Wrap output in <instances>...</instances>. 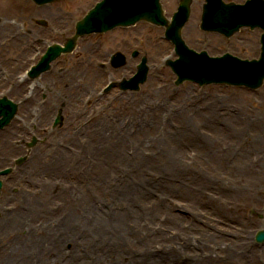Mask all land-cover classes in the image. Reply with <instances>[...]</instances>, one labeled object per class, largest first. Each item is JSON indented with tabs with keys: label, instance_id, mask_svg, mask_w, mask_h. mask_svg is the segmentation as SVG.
Returning a JSON list of instances; mask_svg holds the SVG:
<instances>
[{
	"label": "rangeland",
	"instance_id": "1",
	"mask_svg": "<svg viewBox=\"0 0 264 264\" xmlns=\"http://www.w3.org/2000/svg\"><path fill=\"white\" fill-rule=\"evenodd\" d=\"M11 1L0 0V23L16 21L25 39L0 48V97L17 104L0 128V138L10 139L0 171L11 168L0 175V255L16 232L22 264H264V242L254 239L264 229V82L256 90L175 85L165 64L176 58L173 45L162 26L145 21L84 35L71 53L26 79L47 46L72 36L98 0H29L28 22L4 12ZM178 1L161 0L165 17ZM203 3L191 0L181 30L187 46L256 57L261 30L242 27L229 38L205 32ZM4 31L0 25V41ZM117 51L127 60L115 69L108 59ZM143 55L148 74L138 91L101 93L109 81L131 76ZM74 67L81 84L67 82L60 92V72ZM58 112L61 125L52 127ZM15 119L28 129L13 137ZM5 221L12 222L4 236Z\"/></svg>",
	"mask_w": 264,
	"mask_h": 264
},
{
	"label": "water",
	"instance_id": "2",
	"mask_svg": "<svg viewBox=\"0 0 264 264\" xmlns=\"http://www.w3.org/2000/svg\"><path fill=\"white\" fill-rule=\"evenodd\" d=\"M33 1L41 5L55 0ZM190 3L191 0H180L177 10L168 20L163 15L160 0H100L76 22L74 34L63 45L53 44L47 48L30 72V77H37L49 69V63L62 53H70L77 39L83 35L104 33L118 26L127 27L138 21H146L163 26L165 38L174 45L177 58L167 60L166 64L176 75V85L190 81L199 86L215 83L244 86L253 90L259 88L264 81V0H246L242 4L205 0L202 6L199 26L204 31L217 32L229 37L241 27L251 29L257 27L262 30L259 56L250 60L229 53L210 56L206 51L197 52L189 48L181 37V29L189 18ZM124 62V56L119 52L111 56V64L116 68ZM147 72L146 58L143 57L137 65L136 73L129 79L120 81L118 87L121 90L137 91L139 85L145 82ZM16 109V103L5 97L0 99V128L9 123ZM61 120V116L58 115L54 125L61 124ZM34 143L35 139H32L28 146ZM21 159L19 158L17 162H21ZM8 172L9 168L1 170L0 175ZM1 186L0 180V188ZM254 239L257 242H264V229L258 230Z\"/></svg>",
	"mask_w": 264,
	"mask_h": 264
},
{
	"label": "bare ground",
	"instance_id": "3",
	"mask_svg": "<svg viewBox=\"0 0 264 264\" xmlns=\"http://www.w3.org/2000/svg\"><path fill=\"white\" fill-rule=\"evenodd\" d=\"M28 5H29V0H12L11 3H9L6 6L7 8L6 9L4 8V12L6 14H10L11 17L17 18L16 20H20V21L22 20L21 22H28L29 18L31 17L29 13ZM15 22H12L10 20L8 21L5 19L2 21V23H0L1 26H6V31H4L2 34L3 39L2 41H0V48L6 45L8 42L9 43L12 42L13 40L22 41L23 39H25L24 33L22 32V30L18 29L15 26ZM85 63H86V60H85ZM68 70L61 71L60 74L62 73H65V74L57 80V84L61 86L59 88L60 92L64 91L65 89H68L66 87L67 82L69 83L75 82L77 86L81 84V80L79 79L78 72L76 76L77 68L74 67L72 68V70L71 69H68ZM81 78L83 77L81 76ZM26 79H28V77ZM35 90L36 89L34 88L33 90H31V92L33 93V91L35 92ZM26 114L28 117H31L34 113L32 110H28L26 111ZM27 125H28L27 122H22V121L19 122L17 119H15L13 121L12 129H8V131H11L12 132L11 135L15 137L17 133L19 134L20 132L27 130L28 129ZM258 125L260 126V130L262 128L264 129V114L259 115ZM9 142H10V139L5 140L3 138H0V150L3 144L5 143L7 144ZM16 215L19 218H23V214H16ZM8 222H12V221H8ZM8 222L5 221L1 225V231L3 232L4 236L9 234V232L6 230L7 225L9 224ZM19 240H20V237L17 236L15 232L13 239L5 241L4 249L0 255V264H22L23 263L21 259H20V263H18V259L16 260V254L22 250V245L19 243ZM22 244H25V241L22 242Z\"/></svg>",
	"mask_w": 264,
	"mask_h": 264
},
{
	"label": "flooded vegetation",
	"instance_id": "4",
	"mask_svg": "<svg viewBox=\"0 0 264 264\" xmlns=\"http://www.w3.org/2000/svg\"><path fill=\"white\" fill-rule=\"evenodd\" d=\"M261 217V216H260Z\"/></svg>",
	"mask_w": 264,
	"mask_h": 264
}]
</instances>
